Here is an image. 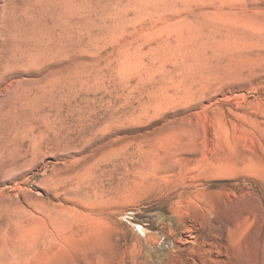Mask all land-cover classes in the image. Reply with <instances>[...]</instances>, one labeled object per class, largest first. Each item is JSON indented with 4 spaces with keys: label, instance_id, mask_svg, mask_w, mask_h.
Masks as SVG:
<instances>
[{
    "label": "rangeland",
    "instance_id": "obj_1",
    "mask_svg": "<svg viewBox=\"0 0 264 264\" xmlns=\"http://www.w3.org/2000/svg\"><path fill=\"white\" fill-rule=\"evenodd\" d=\"M0 71V264H264V0H0Z\"/></svg>",
    "mask_w": 264,
    "mask_h": 264
},
{
    "label": "bare ground",
    "instance_id": "obj_2",
    "mask_svg": "<svg viewBox=\"0 0 264 264\" xmlns=\"http://www.w3.org/2000/svg\"><path fill=\"white\" fill-rule=\"evenodd\" d=\"M41 1L42 2H53L54 0H41ZM12 81H13L12 84L8 83L9 84L8 87H6L7 86L6 85L4 88H0V94L1 93L3 94L5 91L6 92L9 91L11 86H16L14 83L15 81L14 80ZM20 85L21 84L19 83L18 87ZM14 126L10 125L8 128H3L2 125L0 124V170H7L9 167L15 166L19 162L18 159L22 156L20 144L18 143V140H17V138H19V136L22 133V129L21 127L17 128L16 126L15 127ZM27 131H30V129H27ZM36 138H38L37 135L34 136L33 138L34 139V149L33 148L32 149L34 151L37 149L39 150V146H41V144L39 145L40 142ZM92 191L97 196V191L95 189H92ZM94 201H95L94 199H90L88 201L89 202L88 204H91ZM206 206L208 209H211L209 205H206ZM221 207L222 208H218L216 207V205L215 206L212 205V211L214 210L213 223L214 222L217 223L220 228H223V227L228 228L229 244L222 251H220V253H218L217 257L215 258L211 257V258L205 259L203 260L202 264H244L245 252L243 248L244 246L241 245L239 232L241 228V217L244 214H246L245 211H247V209H245L242 206L237 207L236 203L233 201H224ZM84 209L88 212L85 213L86 212L85 210H78L73 207L71 209L69 208L67 210L68 213H65V214H69V213L72 214L75 212L90 214V213H93L94 211L92 208H88V207H84ZM222 256L223 258L220 260V257Z\"/></svg>",
    "mask_w": 264,
    "mask_h": 264
}]
</instances>
